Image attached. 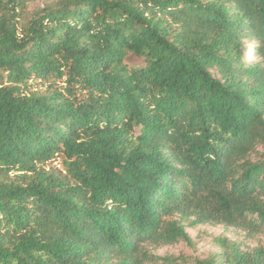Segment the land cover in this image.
<instances>
[{
  "label": "trees",
  "instance_id": "trees-1",
  "mask_svg": "<svg viewBox=\"0 0 264 264\" xmlns=\"http://www.w3.org/2000/svg\"><path fill=\"white\" fill-rule=\"evenodd\" d=\"M196 224L264 233V0H0V264H264Z\"/></svg>",
  "mask_w": 264,
  "mask_h": 264
},
{
  "label": "rangeland",
  "instance_id": "rangeland-1",
  "mask_svg": "<svg viewBox=\"0 0 264 264\" xmlns=\"http://www.w3.org/2000/svg\"><path fill=\"white\" fill-rule=\"evenodd\" d=\"M39 1H28L27 8L32 9L34 5ZM248 52H244V58L249 57ZM127 65L137 66L143 63L142 58L129 53L126 57ZM48 166H54L57 169L63 168L61 159L57 158ZM186 231L193 240V244L189 245L183 241H178L172 244H165L158 246L157 248L150 249L154 254L158 256L163 255H180L186 262L193 258H204L211 252L218 249V246L214 240L217 235H226L231 240H235L241 244L242 247H252L256 245H264V233H256L254 235H247L244 230L236 227L224 228L222 224H196L194 227L186 226ZM145 264H162L160 260H146Z\"/></svg>",
  "mask_w": 264,
  "mask_h": 264
}]
</instances>
